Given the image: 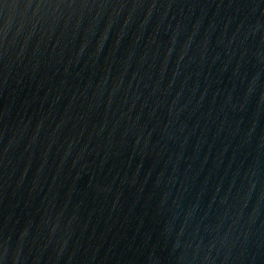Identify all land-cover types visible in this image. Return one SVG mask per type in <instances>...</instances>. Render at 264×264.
<instances>
[{"label": "water", "instance_id": "95a60500", "mask_svg": "<svg viewBox=\"0 0 264 264\" xmlns=\"http://www.w3.org/2000/svg\"><path fill=\"white\" fill-rule=\"evenodd\" d=\"M0 264H264V0H0Z\"/></svg>", "mask_w": 264, "mask_h": 264}]
</instances>
